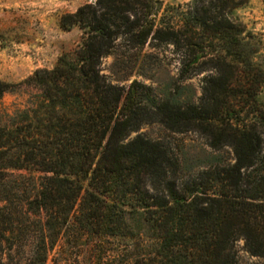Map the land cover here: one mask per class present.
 Wrapping results in <instances>:
<instances>
[{"label":"trees","instance_id":"trees-1","mask_svg":"<svg viewBox=\"0 0 264 264\" xmlns=\"http://www.w3.org/2000/svg\"><path fill=\"white\" fill-rule=\"evenodd\" d=\"M246 1L192 0L175 12L161 0H96L62 17L84 30L82 46L23 82L38 90L23 107L0 110V264H48L72 225L129 241L132 256L117 264H236L240 239L264 256V79L245 53L236 10ZM122 36L173 44L182 79L211 62L216 74L185 104L114 84L101 64ZM215 41L216 58H204ZM11 86L0 78V101ZM151 123L200 131L235 161L217 157L180 187L161 141L130 138Z\"/></svg>","mask_w":264,"mask_h":264},{"label":"rangeland","instance_id":"rangeland-1","mask_svg":"<svg viewBox=\"0 0 264 264\" xmlns=\"http://www.w3.org/2000/svg\"><path fill=\"white\" fill-rule=\"evenodd\" d=\"M163 9L173 11L185 8L192 0H161ZM96 0H0V78L11 83V89L0 101L13 111L23 107L37 93V88L23 83L38 69L55 67L67 55L73 58L84 41V30L78 25L64 28L62 17L75 12L80 6ZM171 6V7H169ZM169 7V8H168ZM174 8V9H173ZM246 27V54L256 62V72H264V0H247L237 10ZM163 12V10H162ZM156 43L149 39L143 45H134L128 37L116 41L112 54L102 58V73L114 84L129 87L134 82L151 87L152 95L170 99L173 103L198 102L202 95L204 77L215 75L216 68L205 65L206 70L194 72L190 78H181V59L171 43ZM220 43L209 46V56L216 58ZM218 57V56H217ZM258 102L264 110V82L258 93ZM1 117V112H0ZM264 136V127L262 129ZM161 141L178 160L180 168L176 180L183 186L194 171L209 166L217 157L233 163L232 148L220 150L210 145L207 135L197 130L173 131L162 124L144 125L132 132ZM16 174L20 173L15 171ZM37 176L39 173L36 174ZM34 216H32V219ZM129 241L112 236L99 237L76 226L68 227L49 255L48 264H117L130 259ZM236 264H264V256H254L245 248L243 239L236 242Z\"/></svg>","mask_w":264,"mask_h":264}]
</instances>
